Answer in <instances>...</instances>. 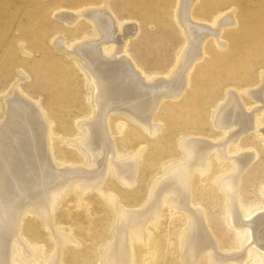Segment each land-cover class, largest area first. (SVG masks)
<instances>
[{"label": "bare ground", "instance_id": "bare-ground-1", "mask_svg": "<svg viewBox=\"0 0 264 264\" xmlns=\"http://www.w3.org/2000/svg\"><path fill=\"white\" fill-rule=\"evenodd\" d=\"M209 1L199 0L196 7L194 0H176L173 16L182 30L185 43L178 54L179 67L183 68L178 69L171 79L158 77L152 80L146 73L151 69L139 71L128 58L129 44L139 36L138 27L126 26L123 34L118 35L119 25L108 11L107 4L83 12V17L92 23L96 37L89 39L86 36L77 44L71 42L67 48L79 67V74L81 72L92 87L91 96L86 98L91 113L85 123L77 126L76 132L69 134L71 139L76 140L68 145L74 153L69 161L64 156L59 163L54 157L51 146L53 122L48 126L43 120L42 109L18 92L5 101L4 118L0 124V264H22L21 249L14 247V244L18 235L21 236L24 221L26 223L29 216L41 220L52 232L49 230V238L60 246L54 259L46 263L59 264L62 249L68 243L83 248L81 243H75L69 234L67 236L62 232L63 229L52 228L57 209L74 198L79 209L87 208V211L85 200L89 199L93 205L97 204L95 200L102 199L105 209L100 212L104 214L99 218L101 221L97 220L100 222L98 226L106 220L108 226L103 228V232L108 230L111 234L99 253L102 264H136L135 247L144 248L142 257L137 254L141 264H178L174 251L168 253L164 250L163 257L157 251L152 252L154 233L159 237L157 234L161 229L167 231L178 226H185L178 241L179 264H245L246 257L254 264H264V205L252 211L249 207L242 211L239 205L247 198L244 181L249 186L250 180H253L248 178L249 174L243 176V173L255 157L251 152L255 145L242 144L245 137L253 134L261 140L264 151V128L260 129L264 123L260 119L255 121L254 113L244 111L237 91L226 92L224 101L211 112V126L220 131L219 138L224 140L215 143L216 138L212 139L214 141L204 138V123L188 130L179 129L173 133L175 143L170 154L163 152L152 168L150 164L140 166L139 157L146 151L143 146L164 136L161 137L159 133L160 125L155 124V120L158 121L166 111L162 104H183L186 89H190L191 93L185 99L198 91L200 80L190 86L192 79L201 70L203 74L212 73L209 62L204 63L203 55H207L206 49L213 45H220V50L223 48L220 38L223 31L244 26L243 35L240 32L237 39L253 37L258 47L264 48V4L254 9L246 6L245 10L252 12L251 17H239L238 22L235 11L219 15V8L228 6L224 10H229L230 1L235 4L240 0ZM213 9L215 11L212 13ZM57 15L60 23L70 28L76 25L71 14ZM257 23H261L263 28L253 35L252 25ZM213 26H219L221 30H214ZM54 43L62 46L63 39L59 38ZM231 54L232 50L229 49L228 57ZM215 57L221 58V54L217 53ZM261 75V87L249 94L259 101L264 94V75ZM217 77L215 80L221 81L223 74ZM225 77L228 78V69H225ZM122 117L127 125L119 123L118 119ZM110 126H115L116 133L121 135H124L126 127H134L140 145L136 151H132L137 154L127 156L125 152L116 151ZM62 138L67 145L68 138ZM228 146L233 147V153L238 156L229 157ZM172 152H177V155ZM210 154L227 166L228 163L233 165L232 175L226 176L227 166L221 169L222 176H226L223 182L224 177L221 181L219 178L210 179V182L216 183L221 190V194L214 197V201L219 203L218 212L223 210L224 217H229L228 224L236 231L233 237L231 235L235 242L233 247L237 250L245 246L244 251L228 253L230 234L221 240V250L227 251H220L213 235V231H217V224L213 222L212 231L206 222L210 217L206 211L210 207L194 197L197 181L203 180L210 171ZM176 157H180V160L173 163ZM63 163H66L64 168L60 167ZM140 167L142 184L135 190ZM196 172L200 175L194 179ZM249 187H254L255 193L259 194L257 200H263L264 181L259 186ZM218 198L222 201L219 202ZM166 206L169 211L163 215ZM31 225L34 226L33 223ZM163 234L164 239L171 242L173 233ZM33 243V248L42 253V248ZM36 258L45 260L42 254ZM159 258L164 259V263H158Z\"/></svg>", "mask_w": 264, "mask_h": 264}, {"label": "rangeland", "instance_id": "rangeland-1", "mask_svg": "<svg viewBox=\"0 0 264 264\" xmlns=\"http://www.w3.org/2000/svg\"><path fill=\"white\" fill-rule=\"evenodd\" d=\"M197 2L199 0H194L196 7ZM209 2L212 3L213 1L210 0ZM175 3L176 0H0V124H2L4 118L5 101L18 92L37 108L44 111V114L42 113L43 120L48 126L53 122L54 138L51 146L54 149V157L59 163L64 156L69 161L74 153L68 145L71 144V141H76L75 138L71 139L70 135L76 132V128L80 127L79 124L87 121L91 113V106H88L86 98L91 96L92 87L84 79L83 74L81 72L79 74V67L67 48L71 42L74 41L77 44L86 36L89 39L96 37V34L92 31V23H89L83 17V12L87 9L102 8L107 4L108 11L119 25L118 35L123 34L122 31L126 26L135 25L138 27L139 36L129 44L128 58L139 71L151 69L149 73L147 71L146 73L152 80L158 79V77L171 79L175 76V72H178V69L182 70L183 68L179 67L180 58L178 54L185 43L182 30L174 20ZM232 3L233 1H230L229 10H224L228 6L220 7L221 14L219 15L228 14V11H235L234 14L239 22V17H251L252 12H247L245 10L246 6L252 9L259 8L261 4H264V0H240L238 3ZM214 11L215 9L212 13ZM62 13L71 14L76 25L70 28L67 24L60 23L56 17L57 14L61 15ZM144 18L147 19V22H144ZM203 23L211 25L207 22ZM215 27L213 26L214 30H219V26ZM262 28L261 23L252 25L253 35L260 32ZM243 29L244 26H241V28L235 29L238 31H223L220 35L224 44L221 50L218 49L220 45H213L206 49L207 55H203L204 63L209 62L208 65L211 67L212 73L205 72L203 74L201 70V73L196 74L192 79L191 84L188 82L192 86L193 82L200 80L199 89L192 94L191 98L185 99L191 93L190 89H186L185 97L182 99L183 104L181 102L179 105L170 102L162 104L166 111L158 121L155 120V124L160 125L159 133L161 137L163 134L164 136L143 146L146 151L139 157L140 166L150 164L151 167L157 158H161L163 152L170 154L175 143L173 133L179 129L188 130L189 127L204 123V138L211 141L216 138L215 143L224 140V138H219L220 131L211 126L212 119L210 116L215 107L224 101L226 92L228 93L230 90H235L240 95L239 102L246 113H254L255 121L260 119L264 123V94L261 101L249 96L261 87L260 75H264V48L258 47V42L253 37L242 36L241 39H237L240 32L243 35ZM59 38L63 39L62 46L54 43ZM229 49L232 50V54L228 57ZM217 53L221 54V58L215 57ZM225 69H228V78L225 77ZM196 73H198L197 70ZM221 74H223L222 80H215L218 78L217 75L221 77ZM143 75L144 77L147 76ZM78 119L81 120L76 122ZM118 120L120 124H126L124 117ZM110 128L116 151H119V153L125 152L127 156L137 154V152H134L140 142L136 140L134 127H126L124 135L116 133L115 126H110ZM263 128L264 125L260 127V129ZM196 131H199V129ZM62 137L68 138L66 139L67 145H65ZM161 141L163 142L161 143ZM260 141L252 134L245 137L242 144L243 146L255 145L251 151L255 157L248 170L243 173V176L249 174L248 178L253 179L250 180L249 186H259V183L264 181V151ZM228 150L229 157L238 156L233 153V147L228 146ZM248 151L246 150V152ZM172 154L177 155V152H172ZM208 158L210 159V171L208 176L203 177V180L197 181V190L194 191V197L210 207V210L206 211L210 216L206 222L212 231L213 222L215 221L217 224V231H213V235L220 251H227L221 250L223 244L221 240L223 241L224 237L229 234L228 253L244 251L246 250L245 246L243 248L240 246L237 250L233 247L235 242L232 237L236 234V231L228 224L229 217H224L223 210L220 213L218 212L217 205L219 203L214 201V197H218L221 190L217 188L216 183L210 182V179L215 178H219L221 181L224 177L221 169L227 165L212 158L211 154ZM178 160H180V157L174 158V161L172 159L173 163H177ZM60 167H66V163H63ZM227 167L228 174L226 176L232 175L233 165L228 163ZM194 174V179H197V176L200 175L197 172ZM141 176L140 167L134 186L135 190L141 187ZM226 176L222 179V182ZM249 186L244 181L243 188L247 198L239 204L242 211L246 210L247 207L252 211L257 206L264 205V198L263 200H257L256 198L259 195L255 193L254 187L256 186ZM218 201L221 202L222 199L218 198ZM96 202L97 204L92 205L89 199L85 200L84 204L89 209L87 211V208L79 209L74 198L66 206L61 204L57 209L55 224L52 225V228L54 230L55 227L63 229L62 232H65L66 235L69 234L75 243H81L84 248L81 246L76 248L74 244L68 243L62 249V260L61 262L59 260V264H102L99 253L108 242L111 234L107 229L103 232V228L108 226L105 223L106 220L98 226L100 222L97 220L103 217L104 213L100 214V212L105 207L102 199L98 198L97 201L95 200ZM198 208L203 210L201 206H198ZM168 211L169 207H164L163 215H166ZM73 216H76V218L73 219ZM32 223L34 224L33 227ZM184 229L185 226L174 227L167 229V231L161 229L157 234L159 237L154 233L152 252L157 251L158 255L163 257L164 250L168 253L174 251V257L179 264L178 241L179 235ZM49 230L36 216H33V218L29 216L26 223L24 221L21 236L18 235L14 244V247L18 246L21 249L22 264H48L54 259V254L58 253L57 249L60 246L54 239L49 238ZM163 232L173 233L171 242L164 239ZM50 233H52L51 230ZM33 242L42 248V253L33 248ZM173 246L176 248L174 249ZM171 247L172 249H170ZM143 251L144 248L135 247L136 264H141L140 257L138 258L137 254L142 257ZM41 254L45 259L44 261L36 258ZM14 258H17V256ZM245 260V264H254L249 261V257H246ZM158 263H164V259L159 258ZM172 263L168 262L167 264Z\"/></svg>", "mask_w": 264, "mask_h": 264}]
</instances>
